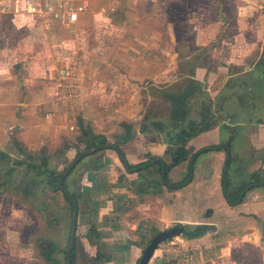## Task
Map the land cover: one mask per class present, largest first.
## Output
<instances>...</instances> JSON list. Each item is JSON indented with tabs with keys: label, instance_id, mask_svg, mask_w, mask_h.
<instances>
[{
	"label": "rangeland",
	"instance_id": "374dc122",
	"mask_svg": "<svg viewBox=\"0 0 264 264\" xmlns=\"http://www.w3.org/2000/svg\"><path fill=\"white\" fill-rule=\"evenodd\" d=\"M100 1V7L110 2ZM124 1L117 0L116 4L124 5ZM159 1L165 3L169 23L163 35L160 32V39L139 40L143 36L139 35L140 30L128 34L124 29L108 26L109 20L100 17L95 29L82 28L70 47L58 44L57 40L50 46L39 43L38 49L23 46L19 38L16 42L14 32L9 34L10 39L0 40L1 55L14 56L17 52V59L23 56L26 61V66L15 68L17 77L27 80L34 92L42 90L32 95L37 107H43L36 111L40 113L36 122L41 121L42 128L33 135L36 139L49 137V142H44L41 150L35 152L36 163L44 166L47 161L50 168L64 172L78 154L87 150L77 128V123L85 117L137 124L147 109L152 108L155 120L169 125L171 103L162 93L183 89L189 77L201 84V91L189 102L191 118L200 119L202 102L210 98L218 122L215 129L223 130L230 123L242 124L239 122L243 120L250 124L264 123V0ZM139 20L141 23L147 20L152 26L147 16ZM147 31L153 37L152 29ZM112 37L127 42H114ZM7 42L11 46L4 47ZM128 43L131 45L126 46ZM35 56L40 57L37 63L32 62ZM5 66L8 63L1 67ZM221 68H229L227 75L223 72L219 78L211 77ZM63 71L68 74L64 76ZM47 90H51V95L46 94ZM245 100L252 104L244 103ZM44 103L51 105L46 107ZM100 105L110 109L102 110ZM15 111L6 112L8 119L12 113L9 120ZM108 113L112 114L111 118ZM0 123H4L0 125L4 131L6 118L0 119ZM8 130L17 135V130L10 127ZM124 132L123 127L118 137ZM162 137L161 144L168 147L167 136ZM6 150L17 153V142L12 139ZM84 165L87 163L75 174L83 171ZM45 183L32 169L17 165V155L0 153V264H67L72 212L69 209L67 214L70 206L63 193L48 191ZM159 222L160 232L176 225L168 217ZM64 232L66 239L61 243ZM237 233L230 231L227 237H218L214 243L211 237H206L199 244L202 247L199 252L182 249L181 263L176 255L171 256L182 245L178 237L162 243L160 254L166 252L175 258L167 264L175 260V264H264V233L261 238L258 233L247 238ZM156 234L149 232L147 246ZM47 245L58 247L53 253L56 262H49L44 255ZM158 260L161 262L162 257L155 258V262Z\"/></svg>",
	"mask_w": 264,
	"mask_h": 264
},
{
	"label": "crops",
	"instance_id": "0c3cea01",
	"mask_svg": "<svg viewBox=\"0 0 264 264\" xmlns=\"http://www.w3.org/2000/svg\"><path fill=\"white\" fill-rule=\"evenodd\" d=\"M28 1L0 0V40L10 39L9 34L14 32L16 42L19 38V43L24 44L23 46L38 49L39 43L50 46L57 40L58 44L70 47L82 28L95 29V22L98 23L102 17L109 20V23H106L108 26L124 29L128 34L138 29L141 31L139 35H143L141 39L138 38L139 40L149 38L148 40L151 41L156 37L160 39L161 33L163 35L169 24L165 3L159 0L135 2L126 0L124 5H117V0L113 2L109 0L110 2L103 7H100L98 3L100 0H55L56 5L67 7V10L63 11L65 15L56 19L38 21L28 12ZM70 14H75L76 20H71ZM146 16L152 26L147 23V20L145 23L140 22L139 18ZM149 29H152L154 33L153 37L149 35L147 31ZM113 37L110 39H115L114 42L119 41L121 44L127 42ZM130 45L128 43L126 46ZM3 46L11 45L7 42ZM39 59L40 57L35 56L32 62L37 63ZM25 62L23 56L17 59V52L14 56L0 54V67L8 63V66L0 69V119L6 118L7 123L5 130H0V153L8 154L10 157L17 155V162L24 163L20 166L28 168L31 162L29 156L31 154L34 156L37 150H41L44 142H49L47 139L49 137L43 139L40 136L36 139L33 135V132L42 128L41 121L36 122L40 114L36 111L43 107H37L34 102L36 98L35 96L32 98V95L40 94L42 90L36 89L37 91L34 92L33 87H28L27 80H22L19 75L17 77L18 72L15 68L20 69L26 66ZM228 69L216 70L211 77L219 78L221 73L226 74ZM53 70L54 68L52 72ZM66 74L68 72L63 71V75ZM51 90H47L46 94L51 95L49 93ZM51 102L54 104L53 101ZM251 102L244 101L248 105ZM44 104L46 107L51 105ZM253 104L254 107L257 106L255 101ZM101 105L99 106L101 109H110V106ZM2 109L5 114L16 110L13 119L9 120L12 113L9 119L5 114L1 116ZM111 115L108 113V118H111ZM85 118L81 119L84 126L91 127L95 134L105 136L108 143L111 141L117 143L123 137V135L118 137L117 133L121 132L125 121L117 124L115 121H107L102 117L95 120ZM81 121L77 123V128L80 130ZM126 122L133 123L129 120ZM239 123L242 124L231 125L230 123L223 127V130L214 128L188 142L187 147L193 149L195 155L191 160L169 172V179L173 184L188 178L184 186L175 190L164 186L162 191L157 193H153L154 190L145 194L138 192V187L142 183L138 170L131 171L127 165L145 163L149 157L169 163L170 157L167 155L169 146L162 145L161 142L151 143L148 137L136 128L135 136L125 141L126 144H120V150L124 153L126 162H123L119 152L111 149L98 154L100 155L98 157H94V154L84 157V160L82 159L74 169L76 171L83 163H87L83 171L77 172V175L74 171L67 181L68 192L79 195L75 242L78 250L77 264H92L90 262L93 264H139L147 247L146 240L149 232L158 234L159 221L166 217L171 223H175V226L207 224L214 229L198 239H186L183 235L179 236V242L182 245L178 246L180 248L176 249L175 253L171 255L165 252L168 257L164 258L165 254L162 253V256L160 254L162 250L158 248L149 264H167V261L175 259L172 258L174 255L180 261L179 253L182 249L191 248L193 253L196 250L202 251L199 244L206 237H211L214 243L218 237H227L230 231L233 234L240 232L239 236L242 234L244 238L255 233H258V237H263L264 185L251 184V182L253 176L257 178L259 174H261L260 178L264 179V123L250 124L246 120ZM3 124L0 123V125ZM8 127L17 130V135L10 133ZM12 139L17 142V153L6 150ZM213 146L219 148L210 149ZM26 153L27 156L24 155ZM96 160L102 161L104 168L91 170ZM153 162L152 165H154ZM230 164L232 166L229 170ZM226 168H228L227 172ZM39 184L37 185L40 187L43 183ZM35 188L36 186L33 189ZM236 192L240 196L237 200H233L232 194L235 195ZM69 209L67 207V214ZM72 225L71 216L69 241ZM67 232L60 233L61 243L65 242ZM158 256L165 261L155 262ZM175 261L170 264H175Z\"/></svg>",
	"mask_w": 264,
	"mask_h": 264
},
{
	"label": "trees",
	"instance_id": "16d2710c",
	"mask_svg": "<svg viewBox=\"0 0 264 264\" xmlns=\"http://www.w3.org/2000/svg\"><path fill=\"white\" fill-rule=\"evenodd\" d=\"M223 18V17H222ZM225 21L226 19L223 18ZM192 72V71H191ZM193 73V72H192ZM184 82V81H183ZM185 82L186 86L178 91H164L162 94L164 98L171 103V123L168 125L161 120H155V113L152 108H148L141 123H137V125L129 122L123 123V127L125 129L123 137L116 143V146L119 149L120 156L124 157V153L120 150V144L124 143L127 140H130L135 136V128L143 135L148 137L147 139L151 143H160L162 140V136H167V142L169 149L167 151V155L170 157V162L165 163L166 167V179H163L162 171L163 167L160 162L152 165L151 163L155 160L153 157H149L145 163L139 165H127V168L131 171L138 170L139 178L142 183L138 187L139 193H149L150 190H154L153 193H157L162 191L164 186L168 187L171 190H175L185 185L188 181V178L183 180L178 184L171 183L169 179V172L191 160V158L195 155L194 150L187 147L188 142L195 138L196 136L205 133L214 129L217 125L216 115L212 112L213 102L209 98V100H203L201 110H200V119L191 118L192 111L189 108V102L195 98L196 94L201 91V84L197 82L193 77L186 78ZM236 116V113H235ZM81 138L80 141L85 143L87 146V150L99 148L102 146L108 145L107 138L103 135L95 134L91 127H85L83 121H81ZM218 146L210 147V149H218ZM207 150V149H205ZM105 150L98 151L95 156L104 152ZM79 155V154H78ZM34 156H29L31 162L28 164V168L32 169L40 176L41 182L46 181L45 185L48 190L57 192L60 191L63 193L64 198L69 203L72 219L74 206L72 201L69 199L68 195L64 193L59 188V183L65 173H60L58 170H54L50 168V162H45L44 166L36 163ZM84 160V159H83ZM123 162H126L125 160ZM232 163V162H231ZM23 162L18 161L17 165H23ZM231 164L229 165V170L231 168ZM69 167V166H68ZM67 167V168H68ZM66 168V169H67ZM91 170H98L104 168V163L102 161L96 160L94 162ZM75 170H73L70 175L64 180L63 186L67 189V181L69 177L73 174ZM261 174L255 178L253 176L252 183H257L260 185H264V179H261ZM224 185V184H223ZM250 185V184H249ZM247 185V186H249ZM232 192V191H231ZM69 193V192H68ZM233 193V192H232ZM72 198H74L77 202L79 200V195L76 193H69ZM232 194L233 200H237L240 195L234 193ZM184 228L183 237L186 239H198L211 232L214 228L213 226L207 224H201L196 226H186ZM159 233V232H158ZM92 240V236L90 237ZM71 242V238H70ZM56 252V246H46L44 249V255L47 257L49 262H56L54 259L53 253ZM78 250L75 249L72 252L71 264H77Z\"/></svg>",
	"mask_w": 264,
	"mask_h": 264
},
{
	"label": "water",
	"instance_id": "95a60500",
	"mask_svg": "<svg viewBox=\"0 0 264 264\" xmlns=\"http://www.w3.org/2000/svg\"><path fill=\"white\" fill-rule=\"evenodd\" d=\"M114 150L119 152L118 147L115 144H108L106 146H102L99 148H94V149H89L86 150L85 152L81 153L78 155L74 161L69 165V167L66 169L60 183H59V188L68 195L69 199L72 201L73 206H74V212H73V225H72V233H71V242L67 251V264H71V257H72V252L75 249V242H76V230H77V219H78V212H79V206L78 202L71 197V195L68 193L67 189L63 186L64 180L68 177V175L75 169V167L80 163V161L87 156L93 155L97 153L98 151L101 150ZM123 160L124 157L121 156ZM196 158V157H195ZM193 159V161L195 160ZM160 162L163 165V178H166V167L165 163L162 159L155 160L153 164H156V162ZM192 167V163H191ZM228 171V168H226V172ZM226 188L228 189V186L226 185ZM227 194L229 195V191L227 190ZM231 201V199L229 198ZM184 233V228L180 226H175L169 230L166 231H161L158 234L154 236L150 244L147 246V248L144 251V254L139 262V264H149L151 259L153 258L155 252L158 250L159 246L166 242L169 241L175 237H179L183 235Z\"/></svg>",
	"mask_w": 264,
	"mask_h": 264
},
{
	"label": "built area",
	"instance_id": "2783aa9c",
	"mask_svg": "<svg viewBox=\"0 0 264 264\" xmlns=\"http://www.w3.org/2000/svg\"><path fill=\"white\" fill-rule=\"evenodd\" d=\"M56 2L55 0H29L27 10L37 21L56 19L65 15L63 11L67 10V7L56 5ZM57 6L59 7L57 8ZM69 16L71 20H76L75 14Z\"/></svg>",
	"mask_w": 264,
	"mask_h": 264
}]
</instances>
